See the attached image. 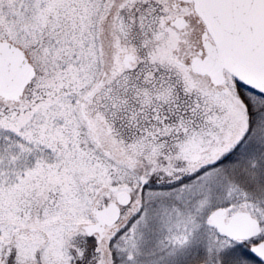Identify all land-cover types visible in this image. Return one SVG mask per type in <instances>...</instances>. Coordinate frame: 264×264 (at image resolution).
<instances>
[{"label":"snow or ice","instance_id":"6c2138e0","mask_svg":"<svg viewBox=\"0 0 264 264\" xmlns=\"http://www.w3.org/2000/svg\"><path fill=\"white\" fill-rule=\"evenodd\" d=\"M0 264H264V0H0Z\"/></svg>","mask_w":264,"mask_h":264}]
</instances>
